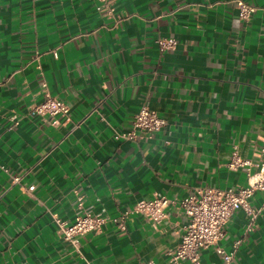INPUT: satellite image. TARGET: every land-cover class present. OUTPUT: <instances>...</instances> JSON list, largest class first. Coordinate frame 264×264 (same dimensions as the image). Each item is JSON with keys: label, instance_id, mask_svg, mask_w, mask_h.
Masks as SVG:
<instances>
[{"label": "crops", "instance_id": "crops-1", "mask_svg": "<svg viewBox=\"0 0 264 264\" xmlns=\"http://www.w3.org/2000/svg\"><path fill=\"white\" fill-rule=\"evenodd\" d=\"M245 1L256 6L247 20L234 0H109L114 16L98 0H0V164L24 175L0 167V264H168L187 221L177 204L161 222H108L80 252L52 214L74 220L75 189L86 210L115 217L155 195L247 184L246 167L227 166L235 148L253 158L264 144V0ZM159 37L176 47L161 51ZM46 90L70 103V122L31 114ZM143 104L166 125L115 138ZM251 200L261 208L264 192ZM248 222L239 209L227 223L229 264H264V208L246 232ZM201 262L226 264L214 248Z\"/></svg>", "mask_w": 264, "mask_h": 264}, {"label": "built area", "instance_id": "built-area-1", "mask_svg": "<svg viewBox=\"0 0 264 264\" xmlns=\"http://www.w3.org/2000/svg\"><path fill=\"white\" fill-rule=\"evenodd\" d=\"M99 8L104 7L109 15H115V8L109 0H98ZM238 10V16L242 19H249L256 10V6L247 3L245 0H234ZM161 51L175 48V38L159 37L157 39ZM52 52L58 57V49ZM42 54L37 53L31 62L41 70L40 58ZM46 87V83H44ZM32 115L46 117L52 124L58 125L70 122L71 105L68 101L52 95L46 90L45 98L36 104L31 111ZM13 125L19 123L17 114L11 116ZM82 121L73 123V128H78ZM167 123V120L156 110L143 104L134 115L132 130L128 132L115 131V138L137 140L142 137H149L160 131ZM253 158L242 157L235 148L230 155L227 166L230 169L239 167L247 168V184L237 189H223L218 187L204 186L197 187L188 196L182 199L169 198L166 195H155L151 199L137 200L132 207L124 213L115 217L90 212L84 208V198L78 190H74L77 197V212L73 221L60 217L57 213L52 214L57 224V231L60 237L66 241L74 251L80 252L82 237L87 233H100L108 222L120 229H126V218L133 214H142L154 222H161L167 216L166 209L170 205L177 204L187 218L179 244L171 251L168 264H202L201 253L205 249L214 248L223 255L226 264H229L235 254L234 251L227 252L219 242L225 236L226 226L234 213L242 209L249 217L246 232L252 230L258 214L264 205L257 209L252 204V198L256 191L264 192V144L256 147ZM0 167L12 176L14 182H22L24 175L11 174L8 167ZM34 189V184L28 187ZM242 239L234 242V250L241 243Z\"/></svg>", "mask_w": 264, "mask_h": 264}]
</instances>
